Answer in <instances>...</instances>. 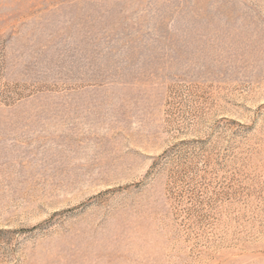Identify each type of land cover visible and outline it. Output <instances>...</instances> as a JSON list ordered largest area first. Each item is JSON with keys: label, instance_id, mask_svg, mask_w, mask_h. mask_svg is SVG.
Here are the masks:
<instances>
[{"label": "rangeland", "instance_id": "obj_1", "mask_svg": "<svg viewBox=\"0 0 264 264\" xmlns=\"http://www.w3.org/2000/svg\"><path fill=\"white\" fill-rule=\"evenodd\" d=\"M0 264H264V0H0Z\"/></svg>", "mask_w": 264, "mask_h": 264}]
</instances>
